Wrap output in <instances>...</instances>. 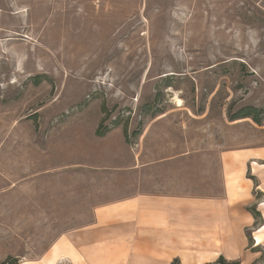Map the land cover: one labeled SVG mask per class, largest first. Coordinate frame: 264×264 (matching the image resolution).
<instances>
[{
    "label": "rangeland",
    "instance_id": "obj_1",
    "mask_svg": "<svg viewBox=\"0 0 264 264\" xmlns=\"http://www.w3.org/2000/svg\"><path fill=\"white\" fill-rule=\"evenodd\" d=\"M245 107L259 124L230 121ZM147 128L179 139L197 187L221 150L264 146V0H0V263L90 223Z\"/></svg>",
    "mask_w": 264,
    "mask_h": 264
},
{
    "label": "crops",
    "instance_id": "obj_2",
    "mask_svg": "<svg viewBox=\"0 0 264 264\" xmlns=\"http://www.w3.org/2000/svg\"><path fill=\"white\" fill-rule=\"evenodd\" d=\"M165 136L145 129L137 154L128 151L122 166H107L123 169L124 189L97 206L90 223L63 232L40 256L19 264H210L219 257L264 264V146L221 150L216 183L197 187L188 177L190 170L195 176L191 155L180 151L174 135ZM201 166L209 179V166ZM10 173L13 187L20 175ZM36 174L27 181L22 174L33 213L46 203L37 186L51 179L38 183ZM17 202L19 211L16 203L12 209L19 214L25 205Z\"/></svg>",
    "mask_w": 264,
    "mask_h": 264
},
{
    "label": "trees",
    "instance_id": "obj_3",
    "mask_svg": "<svg viewBox=\"0 0 264 264\" xmlns=\"http://www.w3.org/2000/svg\"><path fill=\"white\" fill-rule=\"evenodd\" d=\"M258 114L259 111L255 108H251V107H245L243 109H241L236 115L232 116L230 118V121H235V120H239V119H244V118H251L253 120V122H255L256 124H259V118H258ZM109 132V129L106 127H100L99 129H97L96 131V136L98 137H103L105 134H107ZM137 133H134L133 135L136 136ZM250 244H252V238L251 236L248 237ZM18 259H12V258H7L6 260H4L2 263L0 264H19ZM171 264H179L178 261H173ZM210 264H239L238 262H229L226 261L225 259H223L222 257H219L214 263H210Z\"/></svg>",
    "mask_w": 264,
    "mask_h": 264
},
{
    "label": "bare ground",
    "instance_id": "obj_4",
    "mask_svg": "<svg viewBox=\"0 0 264 264\" xmlns=\"http://www.w3.org/2000/svg\"><path fill=\"white\" fill-rule=\"evenodd\" d=\"M180 104V103H179Z\"/></svg>",
    "mask_w": 264,
    "mask_h": 264
}]
</instances>
